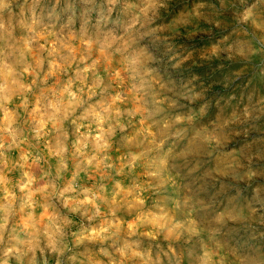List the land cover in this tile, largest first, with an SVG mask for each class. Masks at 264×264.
I'll return each mask as SVG.
<instances>
[{
	"label": "rangeland",
	"instance_id": "obj_1",
	"mask_svg": "<svg viewBox=\"0 0 264 264\" xmlns=\"http://www.w3.org/2000/svg\"><path fill=\"white\" fill-rule=\"evenodd\" d=\"M208 2L212 15L187 43L146 39L169 88L187 84L224 111L238 102L257 108L259 119L236 129L240 148L245 137L264 136V17L255 23L241 21L239 12L248 0ZM66 8L64 0L58 5L55 0H12L11 10L0 13V204L13 201L23 229L30 230L37 220L56 229L52 245L43 252L42 244L22 258L10 256L7 264H44L45 256L47 264H56L61 253L53 248L73 224L84 233L80 240L73 238L77 264H111L108 255L86 247L90 234L116 233L136 247L135 234L146 226H171L162 206L155 208V197L140 195L143 189L137 187L147 186L151 175L150 161L137 154L139 142L148 135L141 130L143 120L132 118L136 127L127 132L123 147L118 143L121 129L110 127L115 118L126 123L128 116L123 97L105 91L120 54L111 41L89 39L83 7L73 6L71 12ZM97 18L98 9L93 8L89 19L94 23ZM176 54L188 59L173 70L175 61L169 57ZM113 75L118 78L119 73ZM137 175L140 179H134ZM52 190L63 193L64 206L55 198L46 202L43 194ZM68 197L84 203L69 213ZM97 209L100 215H93ZM115 264L132 262L116 253Z\"/></svg>",
	"mask_w": 264,
	"mask_h": 264
},
{
	"label": "clouds",
	"instance_id": "obj_2",
	"mask_svg": "<svg viewBox=\"0 0 264 264\" xmlns=\"http://www.w3.org/2000/svg\"><path fill=\"white\" fill-rule=\"evenodd\" d=\"M55 2L58 5L61 0ZM64 2L66 12H71L73 6L84 8L82 19L90 28V40L111 41L120 54L109 70L110 83L105 91L110 89L123 97L128 116L126 123L115 118L110 127L121 129L118 143L123 147L127 132L136 127L132 118L139 115L143 120L145 127L141 130L148 135L139 142L137 154L150 161L151 175L147 186L137 184V187L143 189L140 195L149 192L150 197H155V208L162 206L171 225L156 224L138 231L136 247L116 233L99 232L85 237L90 241L86 247L108 255L111 264H115L116 253L132 264H264V136L245 137L246 144L238 148L236 131L245 123L259 119L257 108L238 102L235 108L224 111L187 84L169 88L158 73L155 49L146 39L163 37L172 44L187 43L189 35L195 38L200 23L212 15L208 0ZM11 4L12 0H0V13L11 10ZM93 8L98 9L94 23L89 19ZM239 14L242 22L255 23L264 17V0H248ZM3 27L0 21V28ZM169 59L175 61L172 63L175 70L188 57L179 59L176 54ZM117 72L118 78L113 75ZM261 90L264 91V86ZM222 159L226 162L221 163ZM43 195L46 202L55 198L58 204L65 205L63 193L52 190ZM66 199L69 213L74 206L84 203H74L72 197ZM12 204V200L0 204L3 264H7L10 256L22 258L42 244L43 252L52 245L56 231L51 222L42 220L34 221L30 230L21 228ZM54 211L59 213L60 209ZM93 215H100L99 209ZM83 236L75 224L62 233L53 248L61 253L56 264H77L79 253L73 238L80 240ZM68 242H72L71 248ZM109 247L113 249L111 253L107 251Z\"/></svg>",
	"mask_w": 264,
	"mask_h": 264
}]
</instances>
